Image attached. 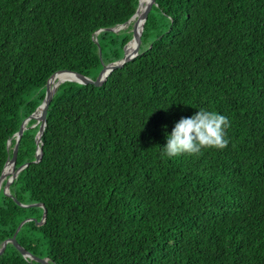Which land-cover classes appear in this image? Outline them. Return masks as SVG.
<instances>
[{
    "label": "trees",
    "instance_id": "16d2710c",
    "mask_svg": "<svg viewBox=\"0 0 264 264\" xmlns=\"http://www.w3.org/2000/svg\"><path fill=\"white\" fill-rule=\"evenodd\" d=\"M137 7L0 0V174L49 77L122 59L133 21L112 30ZM140 42L100 86L58 85L37 163L26 124L0 248L31 219L15 240L50 264H264V0H155ZM200 107L229 118L228 145L162 158L163 126ZM0 264L40 263L8 243Z\"/></svg>",
    "mask_w": 264,
    "mask_h": 264
},
{
    "label": "water",
    "instance_id": "95a60500",
    "mask_svg": "<svg viewBox=\"0 0 264 264\" xmlns=\"http://www.w3.org/2000/svg\"><path fill=\"white\" fill-rule=\"evenodd\" d=\"M139 1L140 0H138V7H137L136 12L133 15V17L130 18V20L126 24L121 25L118 29H115L112 31L116 32V31L124 28L126 25L130 24L131 21H133V18L135 17V15L139 11V6H140ZM154 5H155V0H149L148 4L142 9V11L138 17L142 23L141 29L139 30V32L135 31V25H136L135 22L132 23L131 40L128 44L132 43L133 49L129 52H127V49H125L124 56L122 57V59H120L117 62L108 64V65H104L94 79L91 80V79H89L83 75L77 74V73L72 72V71H66V70L57 71L49 77V79L47 80V82L45 84V94H44V99H43L42 103L38 106V108L31 115H29L26 119H24L22 121L20 128H19V131L15 134V143H14L13 148H12V156H11V158H9L6 161V163L2 169V172L0 174V189H1L2 182L6 179V182L2 188V193L4 195L8 196L9 186L11 185L13 180L16 178L18 173L24 167H26L28 165V163H25V164L19 166L18 168H15L17 150H18V146H19V142H20L22 132L25 130L26 124L32 120V121H34V124L32 127H34L36 125H38V127H39L38 132L36 134V149L34 151V156H35L34 162L37 163L40 160L41 155H42L40 145H41V136L43 134L44 127L46 125L45 117H46L47 108H48V105H49V103L52 99V96H53L55 90L57 89L58 85H60L63 82H76V83L81 84V85L92 84L94 86H100L106 80V77L108 76V74L110 72H112L113 70H115L117 68H121L126 62L135 58L138 55V52H139V49L141 46L140 36L142 33L143 24L146 20L148 13L151 11V9L154 7ZM9 144L10 143L8 141L7 148H9ZM6 166L11 167V173L8 177H4V174H3V170ZM33 206H35V205H33ZM38 206L43 208L42 205H38ZM44 219H45V209H44V213L42 216V220L38 224L42 223L44 221ZM28 221H31V219H26V220L22 221L18 225L14 235L10 239H7L2 243L1 248H0V254L4 251L6 245L8 243H10L15 247V249L24 258H28V259L33 260L35 262H38L40 264H50L47 259H40V258H37V257L31 255L30 253H28L26 250H24L16 242V240H15L16 233L21 228V226L25 222H28Z\"/></svg>",
    "mask_w": 264,
    "mask_h": 264
},
{
    "label": "clouds",
    "instance_id": "9594fccd",
    "mask_svg": "<svg viewBox=\"0 0 264 264\" xmlns=\"http://www.w3.org/2000/svg\"><path fill=\"white\" fill-rule=\"evenodd\" d=\"M167 110V109H166ZM229 118L203 107L195 109L190 116H182L167 132L163 126L166 143L159 147L160 155L172 159L182 155H195L203 150H222L228 145L226 129Z\"/></svg>",
    "mask_w": 264,
    "mask_h": 264
},
{
    "label": "bare ground",
    "instance_id": "6f19581e",
    "mask_svg": "<svg viewBox=\"0 0 264 264\" xmlns=\"http://www.w3.org/2000/svg\"><path fill=\"white\" fill-rule=\"evenodd\" d=\"M149 0H140L139 3H140V6H139V11L138 13L135 15V17L133 18V22H135V31L136 32H139V30L141 29V21L139 20V15L142 11V9L148 4ZM127 52L131 51L133 49V44L130 43L128 44L127 46ZM11 167L10 166H6L3 170V174H4V177H8L11 173Z\"/></svg>",
    "mask_w": 264,
    "mask_h": 264
}]
</instances>
